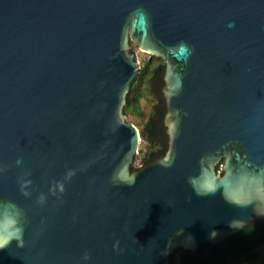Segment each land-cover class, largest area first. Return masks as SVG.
<instances>
[{
  "label": "water",
  "instance_id": "95a60500",
  "mask_svg": "<svg viewBox=\"0 0 264 264\" xmlns=\"http://www.w3.org/2000/svg\"><path fill=\"white\" fill-rule=\"evenodd\" d=\"M130 42L167 136L133 171ZM263 224L264 0H0V264L200 260Z\"/></svg>",
  "mask_w": 264,
  "mask_h": 264
},
{
  "label": "trees",
  "instance_id": "16d2710c",
  "mask_svg": "<svg viewBox=\"0 0 264 264\" xmlns=\"http://www.w3.org/2000/svg\"><path fill=\"white\" fill-rule=\"evenodd\" d=\"M131 51L134 45L130 42ZM145 54V53H144ZM146 55L138 75L130 85L124 114L137 113L144 124L141 139L146 142L147 152L142 164L154 161L167 149V136L163 118L165 104L162 96L164 61L161 57ZM162 107H158L159 97ZM153 110H156L154 114ZM140 152L142 148L139 149ZM135 159V158H134ZM134 164V163H133ZM137 169L131 166V171ZM169 264H264V224L246 225L239 232L217 243L214 249L200 260H195L190 251L176 249Z\"/></svg>",
  "mask_w": 264,
  "mask_h": 264
},
{
  "label": "rangeland",
  "instance_id": "374dc122",
  "mask_svg": "<svg viewBox=\"0 0 264 264\" xmlns=\"http://www.w3.org/2000/svg\"><path fill=\"white\" fill-rule=\"evenodd\" d=\"M133 52L135 53L136 58L139 60V62L141 63V66H142V63H144L143 61H145L146 55L144 53H142L141 51H139L138 48H135V47L133 48ZM158 104H159V100L157 102V105ZM155 112H156V110H153L152 114H154ZM126 116H127V120L132 122L139 130L143 127L144 122H143L142 118L139 116V114L130 112ZM140 148H142V150H141V152H140V150L138 151V154H136L134 162H133L134 163L133 165L137 168L141 165H144V164H142L144 161L143 159H144V156L148 150L146 142L143 141L142 139L140 140V144H139V149Z\"/></svg>",
  "mask_w": 264,
  "mask_h": 264
},
{
  "label": "clouds",
  "instance_id": "9594fccd",
  "mask_svg": "<svg viewBox=\"0 0 264 264\" xmlns=\"http://www.w3.org/2000/svg\"><path fill=\"white\" fill-rule=\"evenodd\" d=\"M181 47H184V48H186V45H181ZM221 165H218V167H220Z\"/></svg>",
  "mask_w": 264,
  "mask_h": 264
}]
</instances>
